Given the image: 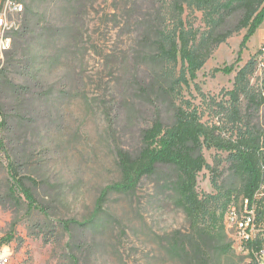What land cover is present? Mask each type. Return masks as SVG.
I'll list each match as a JSON object with an SVG mask.
<instances>
[{
  "label": "rangeland",
  "instance_id": "374dc122",
  "mask_svg": "<svg viewBox=\"0 0 264 264\" xmlns=\"http://www.w3.org/2000/svg\"><path fill=\"white\" fill-rule=\"evenodd\" d=\"M29 1L24 0L25 9ZM46 1L38 11L45 16V29L36 37L28 32L11 57L14 33L10 50L0 55V103L13 121L9 149L18 152L22 171L36 181L34 192L39 203L49 207V217L29 213L22 198L5 199L7 163L0 151V198L6 202L0 206V241L10 239L0 244V252L8 255V264H70L71 253L80 264H188L185 253L173 245L190 234L174 170L159 168L133 193L110 192L95 213L102 191L120 179L109 143L108 115L117 124L122 144L130 149L140 130L150 124L155 106H160L165 125L173 123L174 109L182 106L196 108L203 122L219 124L233 138L259 134L264 150V103L256 105L264 98V84L257 68L249 76L253 101L241 96L238 119L232 122L226 115L227 94L237 73L264 45V21L238 62L246 30L219 45L187 84L176 83L181 64L170 65L175 83L171 93L161 95L156 85L160 66L148 56L146 45L129 42L123 31L115 29L114 8L133 0H55L49 6ZM183 18L200 32L207 30L202 13L186 9ZM26 19V13L18 19V32L24 31ZM231 66L230 74L214 72ZM143 82L154 87L142 92ZM10 85L24 90L16 93ZM203 155L207 168L198 174L196 189L201 196L217 198L213 208L218 217L224 203L242 197L245 177L235 171L227 152L212 149ZM60 219L84 224L73 226L69 233L57 224ZM219 224L225 237L213 231L216 226L210 221L204 222L210 231V264H248L251 257L236 251L224 220ZM258 237L264 245V223L258 227Z\"/></svg>",
  "mask_w": 264,
  "mask_h": 264
},
{
  "label": "trees",
  "instance_id": "16d2710c",
  "mask_svg": "<svg viewBox=\"0 0 264 264\" xmlns=\"http://www.w3.org/2000/svg\"><path fill=\"white\" fill-rule=\"evenodd\" d=\"M45 1H29L24 12L27 22L23 32H18L19 30L15 32L17 34L15 50L11 51V54L8 52L11 57L17 54L16 46L20 40L28 36V32L36 37L38 31L45 29V16L38 12ZM47 2L48 0L46 1L48 6L56 3L55 0ZM164 6L167 8L166 11L163 10ZM186 9H194L202 13L207 24L206 31L200 32L190 21L183 18ZM46 10L45 7L42 12L45 13ZM75 12L73 17L77 18L78 14ZM112 13L113 21L117 23L115 29L119 32L123 31L129 42L137 41L138 44L140 42L146 45L148 56L160 66L156 81L157 91L161 95H168L175 83L169 75L172 73L170 65L181 64L176 83L187 84L188 81L196 79V73L219 45L240 31L246 30L237 56V62L240 61V54L264 21V0H133L130 5L114 8ZM70 32L66 31L65 34L68 35ZM263 55L264 45L254 58L239 70L233 89L227 94L229 108L226 115L232 122L236 121L240 114V97H248L253 101V97L249 94V76L254 74L258 59ZM214 72L230 74L232 66L216 69ZM262 74L264 75V70ZM32 79L35 88L40 90L42 87L39 85L40 82L34 76ZM262 80L264 84V77ZM143 85L145 86L140 88L142 92H147L149 86L154 87L151 83L143 82ZM10 87L16 93L24 90L22 86L10 85ZM47 96L45 94V97ZM32 98L33 96L30 99ZM261 103H264V98H260L256 105ZM158 107L160 106L154 107L150 124L140 130L136 144L131 149L126 144H122L117 124L108 115L109 143L120 179L102 191L95 213L101 211L102 204L110 192L133 193L143 179L155 175L161 167H168L178 174L175 182L178 202L190 222V234L174 241L173 245L177 251L182 250L185 253L188 264H210L208 256L210 231L204 222L210 221L211 225L216 226L213 231L225 237L224 228L219 223L224 218L228 203L223 204L221 214L217 217L213 208V202L217 198L211 195L201 196L197 192L198 174L207 168L203 151L213 149L229 154L235 171L245 177L242 197L249 198L259 189L264 178L262 171L264 150L260 135L247 132L233 138V135H227L219 124L203 122L196 108L182 106L174 109L173 123L165 125ZM5 110L4 105L0 103V151L7 163L8 176L5 199L17 202L22 198L29 213L38 211L49 217V207L39 203L34 192L33 185L36 181L30 174L22 171L23 164L19 160L18 152L12 153L9 149L13 135V121L6 115ZM5 204L4 199L0 198V206ZM257 221L260 224L264 223V208L258 210ZM57 224L70 233L73 226H81L84 223L60 219ZM8 238L1 240L0 244L8 242L10 240ZM261 245L262 240L255 244L256 248ZM226 247L230 248V246ZM68 260L70 264H80L78 256L73 253L69 254Z\"/></svg>",
  "mask_w": 264,
  "mask_h": 264
},
{
  "label": "built area",
  "instance_id": "2783aa9c",
  "mask_svg": "<svg viewBox=\"0 0 264 264\" xmlns=\"http://www.w3.org/2000/svg\"><path fill=\"white\" fill-rule=\"evenodd\" d=\"M25 12L24 0L0 1V55L10 50L12 37L18 30V19ZM264 70V55L259 57L257 71L262 77ZM264 173V167H262ZM264 208V178L258 190L251 197H242L237 202H231L224 213V225L228 236L236 242V251L251 257L248 264H264V245L255 246L258 237L257 212ZM9 257L0 252V264H8Z\"/></svg>",
  "mask_w": 264,
  "mask_h": 264
}]
</instances>
